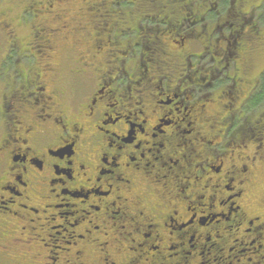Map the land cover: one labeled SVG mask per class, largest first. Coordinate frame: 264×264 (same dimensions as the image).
I'll return each instance as SVG.
<instances>
[{
    "label": "flooded vegetation",
    "instance_id": "flooded-vegetation-1",
    "mask_svg": "<svg viewBox=\"0 0 264 264\" xmlns=\"http://www.w3.org/2000/svg\"><path fill=\"white\" fill-rule=\"evenodd\" d=\"M27 1L0 12V264H264L246 0Z\"/></svg>",
    "mask_w": 264,
    "mask_h": 264
},
{
    "label": "rangeland",
    "instance_id": "rangeland-1",
    "mask_svg": "<svg viewBox=\"0 0 264 264\" xmlns=\"http://www.w3.org/2000/svg\"><path fill=\"white\" fill-rule=\"evenodd\" d=\"M262 2H264V0H248V2L246 0L247 4L244 6L245 7L244 10L246 11L248 8L258 6ZM27 6H28L27 0H22V2L21 0H18L16 6L15 4L14 6L12 5V0H0V12H4L5 10H8V8H10L11 10L10 9L9 10L11 12L8 13L9 18L16 20L17 23L19 22L18 18L20 17L21 13H22V20H23V15H24L23 11L26 10ZM259 11L262 12L261 13L262 17L259 18L258 28H259L260 33L264 37V9L260 7ZM37 16H36V13H34L32 16V12H30L29 15L27 16V19L29 22L30 21L36 22L37 19L35 20L34 18ZM22 27L23 28H22L21 36H22V41L25 42L28 40V35H29L28 22L25 25L23 24ZM3 39L4 38L0 35V59L5 54L6 45H7ZM22 45H25V44L22 43ZM248 45L250 46V50L248 51V55L246 56L248 57V62H247L248 64L247 72L248 73L246 75L249 78L253 79V77H255L259 72L264 71V38H257L255 37V35L254 36L251 35L250 41H248ZM27 55L30 56V61H31L30 65H33L35 58L29 55V53H27ZM253 114L255 115L256 112Z\"/></svg>",
    "mask_w": 264,
    "mask_h": 264
},
{
    "label": "trees",
    "instance_id": "trees-1",
    "mask_svg": "<svg viewBox=\"0 0 264 264\" xmlns=\"http://www.w3.org/2000/svg\"><path fill=\"white\" fill-rule=\"evenodd\" d=\"M29 4V3H28ZM262 8V9H264V2H262L261 4H259L258 6H254V7H251V8H249V9H247L246 11L248 12L249 10H250V16L252 17V19H251V21L249 22V24H247V25H245L244 26V30H245V32H247L246 34H248V35H251L252 34V29H254V28H258L259 26V24H258V22H259V18H261L262 17V12H260L259 11V8ZM245 8V7H244ZM244 8H243V10H244ZM245 11V10H244ZM249 21V20H248ZM27 24V22H24V21H22V25L23 24ZM31 24H33V22H31ZM262 82L264 83V81L262 80ZM262 83V87H264V84ZM253 107V106H252Z\"/></svg>",
    "mask_w": 264,
    "mask_h": 264
}]
</instances>
